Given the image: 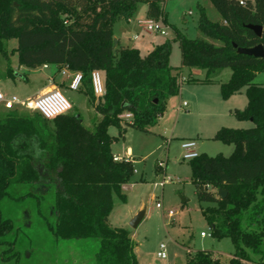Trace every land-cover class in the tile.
<instances>
[{
	"label": "trees",
	"instance_id": "1",
	"mask_svg": "<svg viewBox=\"0 0 264 264\" xmlns=\"http://www.w3.org/2000/svg\"><path fill=\"white\" fill-rule=\"evenodd\" d=\"M165 1L0 0V78L16 76L7 50V42L15 39L19 66L54 65L81 73L80 90L101 116L92 128H85L81 118L71 113L47 120L37 113L8 112L0 119V201L10 197L12 186L34 187L41 184L43 173H55L54 221L43 218L47 230L65 241H96L95 264H137L129 231L108 222L113 195L126 202L121 188L133 167L130 161L113 160L111 144L117 138L108 135L107 129L115 126L119 137L126 126L148 132L183 82H210L179 78L182 67L204 70L207 75L230 69L229 80L220 84L221 97L227 100L245 89V108L232 114L250 127L218 129L214 140L232 145L231 156L199 154L189 161L191 181L197 200L212 204L202 210L212 236L229 238L234 245L229 264L248 263V251L259 256L255 264H264V84L254 83L256 75L264 73V57L240 55L233 47L261 45L264 50V0H245L244 6L238 0H208L220 21L208 19L200 7L202 38L188 39L173 27L181 60L176 69L168 64V40L145 56L113 41V24L131 19L138 3L147 5L148 19L165 22ZM248 25L260 26L261 37ZM95 70L101 72L105 89L98 103L91 84ZM124 112L132 114L131 121H121L119 115ZM18 139L31 143L20 146ZM219 191L226 196L221 198ZM14 229L12 220L3 218L0 211V245L8 243L6 238ZM187 264L220 262L208 252L197 251Z\"/></svg>",
	"mask_w": 264,
	"mask_h": 264
},
{
	"label": "rangeland",
	"instance_id": "2",
	"mask_svg": "<svg viewBox=\"0 0 264 264\" xmlns=\"http://www.w3.org/2000/svg\"><path fill=\"white\" fill-rule=\"evenodd\" d=\"M200 7L205 10L208 19L220 21V15L208 0H166L163 6L166 21H157L167 32L163 36L146 31L138 25L139 21L148 19L147 5L138 3L131 19L113 24V39H116L119 46L138 50L141 56L168 40L171 42L168 64L175 69L179 68L180 50L178 43L173 41L175 34L172 28H176L188 39L202 38L198 31ZM15 48L17 41L9 40L8 60L16 76L12 79L0 78V89L5 96H16L22 100L30 97L32 100L42 85V78L40 74L33 75L27 68L19 67L18 55L13 51ZM2 64L3 61H0V71L3 69ZM182 68L179 78H201L198 81L208 79L210 82H183L179 94L166 100L164 114L148 132L126 126L123 136L119 137L115 126L107 129L108 135L117 138L111 144L113 157L126 161L130 157L133 167L131 177L121 188L126 202L113 195V209L108 222L113 228L129 231L135 244L137 264H187L197 251L208 252L220 264H229L234 245L229 238L216 239L212 236L210 226L202 214V210L212 204L197 200L191 181L190 160L182 159L181 143L194 140L198 154L229 157L233 146L214 140L215 128L242 129L250 127V123L239 121L232 114V102L240 98L225 102L219 96V80L227 82L231 76L230 69L219 71L217 76L207 75L206 71H202V75L189 76L191 69ZM25 77L29 80L25 81ZM254 83L264 84V73L257 74ZM60 92L72 105L69 113L79 116L85 128H92L100 115L88 96L81 90ZM242 97L245 101V96ZM99 101L95 99L96 103ZM184 103L188 106H183ZM193 103L194 111L191 109ZM17 112L20 116L35 113L24 108H18ZM7 114L0 107V119ZM49 128L52 130V124ZM30 143L17 140L20 146ZM43 178L41 184L34 187L12 186L8 191L10 197L0 201L2 217L12 220L15 228L6 238L8 243L0 245V264H95L96 241H65L55 238L47 230L43 218L51 223L54 221L51 198L57 180L55 173H43ZM29 192L31 196L18 199ZM156 203L161 204L160 209L156 208ZM140 211H144V216L133 229L130 222ZM169 211L173 212L171 217L168 216ZM201 233L206 236L201 237ZM11 242L14 244L9 245ZM160 244L165 245V259L157 257ZM248 253L250 261L246 264H255L259 256L252 255L250 251Z\"/></svg>",
	"mask_w": 264,
	"mask_h": 264
},
{
	"label": "built area",
	"instance_id": "3",
	"mask_svg": "<svg viewBox=\"0 0 264 264\" xmlns=\"http://www.w3.org/2000/svg\"><path fill=\"white\" fill-rule=\"evenodd\" d=\"M239 5L244 6L245 0H238ZM138 25L150 32H157L163 36L167 35V32L161 28L159 23L152 19H147L144 21H139ZM67 69V68H65ZM63 74L65 72L63 71ZM91 84L93 94L96 99H101L105 94L103 77L100 71L95 70L91 73ZM82 87V75L79 72L73 74L72 79L69 83L68 88L72 91H79ZM186 104L184 103L183 106ZM0 107L7 112L18 110V108H24L27 110H32L39 114L41 117L47 120H52L58 116L66 115L72 109L71 103L64 97V95L57 89L49 90L45 93L37 95L34 99L22 100L16 96H5V94L0 89ZM121 121H131L132 114L129 112H124L119 115ZM181 149L183 151L182 159L191 160L196 158L199 154L196 151V143L194 140H186L181 143ZM114 161H119L118 158L113 157ZM161 164L158 165L160 167ZM156 208L160 209L161 204L156 203ZM173 215L172 211L168 212V216ZM205 233H201V237H205ZM159 251L157 252V257L160 259L166 258L165 245H159Z\"/></svg>",
	"mask_w": 264,
	"mask_h": 264
},
{
	"label": "crops",
	"instance_id": "4",
	"mask_svg": "<svg viewBox=\"0 0 264 264\" xmlns=\"http://www.w3.org/2000/svg\"><path fill=\"white\" fill-rule=\"evenodd\" d=\"M19 67H22V66H19ZM183 69L184 68H181L182 71L180 70V72H183ZM27 70H29L31 73H33V75L34 74L35 75L40 74L41 78H42V85H41L40 89L36 92L35 97L41 93H45V92L52 90V89H55V88H57L60 91L70 90L68 88V86H69V83L72 79L74 72H70L68 69H65V67L58 69V67L54 66V65H43V66H40L36 69H27ZM63 71L65 72V74H63ZM202 71H204V70L191 69L189 76L200 75V74L202 75L203 74ZM218 74H219V72L216 73L215 76H217ZM188 79H190V78H188ZM28 80H29V78L25 77V81H28ZM197 80H201V78H197ZM219 83L220 84L223 83L222 80H219ZM218 88H219V86H218ZM219 96H220V98H222L221 94ZM236 96H239V97H236ZM242 96H245V89H242L239 93L232 95L230 98H228L227 100H224V101L225 102H231V100L233 98H240V99H236V101L232 102V105L234 107V110H242L245 108V106L247 104V99L245 101H243ZM245 98H246V96H245ZM26 99H30V97H27ZM233 100H235V99H233ZM185 106H188V104H186ZM191 109H193L192 111H194L195 103L192 104ZM25 110H27V109H25ZM100 119H101V116H100V118L97 119V121L94 122V124L97 123ZM215 129L217 132L218 127ZM116 158H118L119 161H121L119 157H116ZM128 161H130L132 163L130 157H129Z\"/></svg>",
	"mask_w": 264,
	"mask_h": 264
},
{
	"label": "water",
	"instance_id": "5",
	"mask_svg": "<svg viewBox=\"0 0 264 264\" xmlns=\"http://www.w3.org/2000/svg\"><path fill=\"white\" fill-rule=\"evenodd\" d=\"M248 29H250L251 31L254 32V34L260 38L262 35V28L260 26H254V25H248L247 26ZM114 41V45H117V41L116 39H113ZM234 48H236V52L237 54L240 55H245V56H253L255 58H263L264 57V50L263 47L261 45H257L255 47L252 48H237L236 45H233ZM219 196L221 198H224L226 196V194L224 192L219 191L218 192ZM144 216V211H140L139 213H137L135 215V217H133V219L130 222V226L134 229L138 226V224L140 223V221L142 220Z\"/></svg>",
	"mask_w": 264,
	"mask_h": 264
}]
</instances>
